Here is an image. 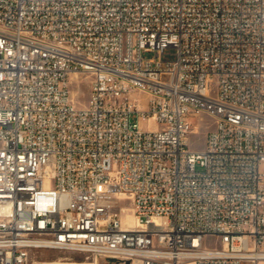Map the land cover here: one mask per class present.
Wrapping results in <instances>:
<instances>
[{"label":"built area","instance_id":"obj_1","mask_svg":"<svg viewBox=\"0 0 264 264\" xmlns=\"http://www.w3.org/2000/svg\"><path fill=\"white\" fill-rule=\"evenodd\" d=\"M39 251L264 264V0H0V264Z\"/></svg>","mask_w":264,"mask_h":264},{"label":"rangeland","instance_id":"obj_2","mask_svg":"<svg viewBox=\"0 0 264 264\" xmlns=\"http://www.w3.org/2000/svg\"><path fill=\"white\" fill-rule=\"evenodd\" d=\"M174 50H166L165 55L163 56L164 60H172L173 59ZM151 55H145V58H151ZM88 95V80H84L80 83L79 88L74 91L73 96L75 98V104L80 107L84 105L86 102ZM134 122V118L131 119ZM194 133L190 137V146L194 150H200L204 146L206 135L213 128L212 120L209 118L202 116L194 118L193 120ZM142 128H146L145 123H141ZM196 171L200 172L201 168L199 166L196 167ZM127 208L129 206L127 205ZM132 214L129 213V210H125V223L128 226L132 225ZM35 260L44 262V263H57L59 261L65 263H78V264H87L92 263V258H89L86 254L78 253V252H69V251H39L35 254ZM98 264H112L107 263L106 261L99 259Z\"/></svg>","mask_w":264,"mask_h":264},{"label":"bare ground","instance_id":"obj_3","mask_svg":"<svg viewBox=\"0 0 264 264\" xmlns=\"http://www.w3.org/2000/svg\"><path fill=\"white\" fill-rule=\"evenodd\" d=\"M132 217V225L130 226V227H133V226H135V224H136V222H135V219H134V217L133 216H131ZM44 264H68V263H65V262H61V261H59V262H57V263H44ZM87 264H97V262H94L93 260H92V263H87ZM180 264H194V262L192 261V260H187V261H184V262H182V263H180Z\"/></svg>","mask_w":264,"mask_h":264},{"label":"crops","instance_id":"obj_4","mask_svg":"<svg viewBox=\"0 0 264 264\" xmlns=\"http://www.w3.org/2000/svg\"><path fill=\"white\" fill-rule=\"evenodd\" d=\"M68 264H78V263H68Z\"/></svg>","mask_w":264,"mask_h":264}]
</instances>
